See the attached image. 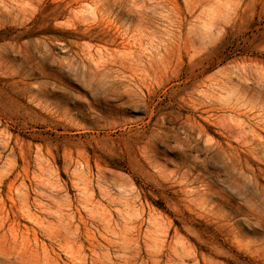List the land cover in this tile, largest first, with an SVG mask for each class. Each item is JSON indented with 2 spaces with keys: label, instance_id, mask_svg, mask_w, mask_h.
Segmentation results:
<instances>
[{
  "label": "rangeland",
  "instance_id": "obj_1",
  "mask_svg": "<svg viewBox=\"0 0 264 264\" xmlns=\"http://www.w3.org/2000/svg\"><path fill=\"white\" fill-rule=\"evenodd\" d=\"M124 263L264 264V0H0V264Z\"/></svg>",
  "mask_w": 264,
  "mask_h": 264
},
{
  "label": "bare ground",
  "instance_id": "obj_2",
  "mask_svg": "<svg viewBox=\"0 0 264 264\" xmlns=\"http://www.w3.org/2000/svg\"><path fill=\"white\" fill-rule=\"evenodd\" d=\"M38 4H39V2H38ZM37 7V6H36ZM36 8H34L33 10H35ZM34 12V11H33ZM35 13V12H34ZM24 28V27H23ZM100 61V60H99ZM49 110V109H48ZM238 133V132H237ZM235 134V133H234ZM238 135H239V133H238ZM108 230V229H107ZM139 232V231H138ZM110 235V234H109ZM125 235V234H124ZM105 237V236H104ZM92 240V239H91ZM91 242V241H90ZM100 244V243H99ZM101 245V244H100ZM120 245H122V243L120 244ZM122 248V247H121ZM154 253V252H153ZM152 254V253H151ZM165 255V254H164ZM97 257V256H96ZM125 257V256H124ZM152 258V257H151ZM150 258V259H151ZM149 259V260H150ZM167 260V259H166ZM181 260V259H180ZM80 261V260H79ZM125 261V260H124ZM152 261V260H151ZM184 261V260H183ZM150 262V261H149ZM152 263H153V261H152ZM125 264V263H124ZM155 264V263H154ZM168 264V263H167Z\"/></svg>",
  "mask_w": 264,
  "mask_h": 264
}]
</instances>
